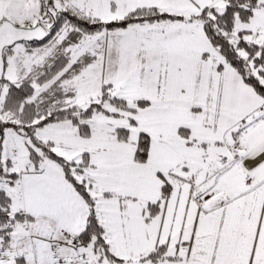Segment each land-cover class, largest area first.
Listing matches in <instances>:
<instances>
[{
    "label": "snow or ice",
    "instance_id": "6c2138e0",
    "mask_svg": "<svg viewBox=\"0 0 264 264\" xmlns=\"http://www.w3.org/2000/svg\"><path fill=\"white\" fill-rule=\"evenodd\" d=\"M0 264H264V0H0Z\"/></svg>",
    "mask_w": 264,
    "mask_h": 264
}]
</instances>
